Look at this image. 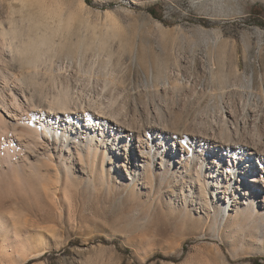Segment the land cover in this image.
I'll use <instances>...</instances> for the list:
<instances>
[{
	"label": "rangeland",
	"instance_id": "374dc122",
	"mask_svg": "<svg viewBox=\"0 0 264 264\" xmlns=\"http://www.w3.org/2000/svg\"><path fill=\"white\" fill-rule=\"evenodd\" d=\"M0 113V264H264V0H0Z\"/></svg>",
	"mask_w": 264,
	"mask_h": 264
},
{
	"label": "bare ground",
	"instance_id": "6f19581e",
	"mask_svg": "<svg viewBox=\"0 0 264 264\" xmlns=\"http://www.w3.org/2000/svg\"><path fill=\"white\" fill-rule=\"evenodd\" d=\"M5 36V35H4ZM5 38V37H4ZM247 86H249V85H247ZM250 88H251V85H250ZM15 99V98H14ZM64 99H66V98H64ZM61 102V101H60ZM19 104H20V102L19 103H16V105H15V109L17 108V106H19ZM94 105V106H93ZM87 106L88 107H92V110H91V112L87 109V108H85L86 107V104L84 105V106H82L83 107V112H84V115L86 116V122L88 123V124H90L91 126H95V125H98V127H103V129L104 128H106V127H110V128H112L111 129V131L113 130L114 131V127L115 126H117V127H115V129L117 130V133H118V136H120V133L123 131V129L125 128L124 126H123V123H119L120 122V120L118 119V118H116L115 117V112L113 111L112 113L111 112H109V111H105L104 110V108L102 107V104L101 103H98V102H96V104H87ZM6 112H8V113H10L11 114V117H13L14 118V116H15V113H12V111L11 110H9V109H6ZM7 113V116H9L10 114H8ZM39 123H41L40 125L43 127L41 130H46V129H48V127H50V125H49V123H47V122H45V121H43V120H41V119H39ZM113 124V125H112ZM125 124V123H124ZM126 125V130L128 131V133H123V134H121V135H124V136H126V146L127 145H130V141L134 138V133H132V125L131 124H125ZM7 127H8V125H7V122H6V119L4 118V116L0 113V129H4V130H7ZM3 130V131H4ZM160 137L162 138V141H163V143L165 144V143H167V139H166V137L165 136H161L160 135ZM117 140V139H116ZM132 142V141H131ZM172 142H174V140H172ZM208 141L206 142V141H204L203 142V144L205 145V144H207L208 145ZM1 152L2 153H5V154H10L11 153V148H10V145H13V143H12V141H10L9 140V142H7V141H5L3 138L1 139ZM174 146H175V144H174ZM216 146H218V145H216V144H212V145H208V147H212V151H218V147H216ZM138 147L139 148H144V146L142 145V142H141V144L140 145H138ZM220 147V146H219ZM222 149H226V152H225V155H229V156H231V155H234L235 156V158H236V155H237V153L235 152V150H234V147L231 145V144H228L226 147L224 146ZM125 151L127 152V150L125 149ZM129 152V151H128ZM188 153V152H187ZM224 153V152H223ZM128 154V153H127ZM189 154V153H188ZM137 156H138V158H139V156H141V157H143V155L142 154H137ZM222 156H223V154H222ZM128 156L126 155L125 156V158H127ZM256 157L257 158H264V156H259L258 157V154H256ZM220 158H217V157H215V161L218 163V160H219ZM244 161H248V159H247V157L244 159ZM149 163H150V161H148ZM264 162V161H263ZM263 162H261V160L260 161H258V163H263ZM145 164H146V161L144 162ZM238 164V162H236V165ZM256 164V163H255ZM246 168L243 166V177H244V175H245V169L247 170V171H250V163L249 162H247V164H246ZM224 167H225V169L226 170H230V174H236V170H234V168H233V171L231 170V167H230V165H224ZM255 169H256V167L255 168H253V170H251V172L249 173L250 175H249V178H247V182L248 181H251L252 183H253V185H252V187L253 188H255V187H257L256 185H258V179L255 177ZM246 174H247V172H246ZM229 182V181H228ZM240 182H241V179H240ZM216 183H218V181H216ZM238 189V188H237ZM256 196V194L254 193V195H253V198Z\"/></svg>",
	"mask_w": 264,
	"mask_h": 264
}]
</instances>
